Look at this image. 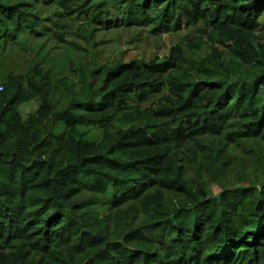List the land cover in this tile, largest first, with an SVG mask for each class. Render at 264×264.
Instances as JSON below:
<instances>
[{
    "label": "trees",
    "instance_id": "1",
    "mask_svg": "<svg viewBox=\"0 0 264 264\" xmlns=\"http://www.w3.org/2000/svg\"><path fill=\"white\" fill-rule=\"evenodd\" d=\"M0 264H264V0H0Z\"/></svg>",
    "mask_w": 264,
    "mask_h": 264
},
{
    "label": "rangeland",
    "instance_id": "2",
    "mask_svg": "<svg viewBox=\"0 0 264 264\" xmlns=\"http://www.w3.org/2000/svg\"><path fill=\"white\" fill-rule=\"evenodd\" d=\"M200 26L192 28L184 25L181 32L194 31L197 34ZM102 37L105 41L100 45L102 51L98 56L101 60H110L119 58L123 61H128L133 58L148 59L152 55L162 56L167 53L173 39L163 34L161 37H152L147 31H121L116 37L115 33H106ZM15 57V55H13ZM37 106L36 100H30L22 103L19 110L23 116H27L35 110Z\"/></svg>",
    "mask_w": 264,
    "mask_h": 264
}]
</instances>
